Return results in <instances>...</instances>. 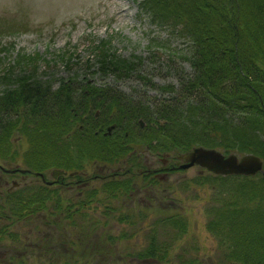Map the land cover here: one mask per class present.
I'll return each mask as SVG.
<instances>
[{
  "label": "trees",
  "instance_id": "trees-1",
  "mask_svg": "<svg viewBox=\"0 0 264 264\" xmlns=\"http://www.w3.org/2000/svg\"><path fill=\"white\" fill-rule=\"evenodd\" d=\"M140 7L152 24L169 28L189 42L184 58L191 75L180 81V99L162 102L153 111L147 100H132L88 82L74 88L61 80L51 90L50 84L36 78L16 80L0 93V220L10 222L3 225L1 237L10 235L9 225L36 215L45 210L48 200L56 199L57 191L34 173L45 177L53 169L68 173L91 163L135 162L134 153L127 156L146 147L156 156H174L203 146L223 155L251 154L264 162V0H142ZM108 41L91 47L97 54V69L116 78L130 76L137 63L108 53L104 46ZM162 91L173 92V88L162 87ZM111 125V134L102 135ZM18 138L27 147L21 152L15 148ZM21 164L34 181L10 189L11 182L3 188V182L15 176L10 171L17 172ZM244 183L228 187L234 196L231 202L246 196L250 184ZM130 190L126 181L101 187L105 201ZM96 196L95 192L87 195L86 203ZM218 212L217 222L208 223L206 229L218 237L219 244L227 242L230 254L240 252L250 258L242 264H264V216L254 215L249 222L253 227L244 222L230 231L220 228L224 220L237 219L241 212L244 220L246 212L236 204ZM164 221L178 236L185 234L186 221L181 216ZM159 252L151 242L140 257H156Z\"/></svg>",
  "mask_w": 264,
  "mask_h": 264
},
{
  "label": "rangeland",
  "instance_id": "rangeland-1",
  "mask_svg": "<svg viewBox=\"0 0 264 264\" xmlns=\"http://www.w3.org/2000/svg\"><path fill=\"white\" fill-rule=\"evenodd\" d=\"M141 1L0 0V93L25 77L50 84L51 90L61 80L74 88L88 82L132 100H147L153 104V111L162 102L178 101L180 81L191 75L184 58L189 42L169 28L152 24L141 11ZM103 39L109 40L104 45L108 53L135 60L136 71L123 78L101 74L91 47ZM162 87H172L173 92H164ZM16 141L18 151L27 148L19 138ZM148 161L152 159L148 157ZM154 166L161 167V162L156 160ZM208 176L198 173V167L178 170L147 193H136L132 199L124 194L111 201H105V193L95 183V201L84 208L79 204L86 200L79 202L71 197L70 201L57 190L56 199L48 200L45 210L9 225L10 235H0V264L247 262L250 258L242 253L230 254L227 242L219 245L218 237L206 229L208 218L218 215V210H227L234 197L229 189L238 185L240 178ZM7 179L3 188L11 182L23 185L34 181L30 177L21 181L18 175ZM247 181L244 184H250ZM150 195L160 200L154 204ZM67 204L70 209L66 211ZM241 213L230 220L227 230L235 231L248 223L251 216L247 214L246 223L240 225ZM172 215L186 221L185 234L178 236L175 228L164 221ZM263 215L260 212L258 216ZM9 223L0 220V232ZM151 242L161 254L141 258ZM165 247L169 249L167 254L163 253Z\"/></svg>",
  "mask_w": 264,
  "mask_h": 264
},
{
  "label": "flooded vegetation",
  "instance_id": "flooded-vegetation-1",
  "mask_svg": "<svg viewBox=\"0 0 264 264\" xmlns=\"http://www.w3.org/2000/svg\"><path fill=\"white\" fill-rule=\"evenodd\" d=\"M99 113L95 114V118L97 119ZM143 129V128H140ZM107 128L105 129V132L102 133V135H106ZM137 132V131H136ZM94 135H97L99 132L94 131ZM107 134H111L107 133ZM130 153V155H132ZM147 154V155H146ZM178 155V154H177ZM177 155H169L165 154L160 157L154 155L153 153L149 152L148 148L146 150L140 151L135 153V162H129L123 160L122 162H117L115 164L111 165H100L96 163H91L88 166L82 167V169L76 171V172H66L65 175H58L55 178L53 177V174L51 170H49L46 173V176L44 177L45 180H43L44 185L49 186L51 190H59L65 199H70L71 197L77 198L80 202V200H86L87 195L96 192V187L94 186L95 183H98L99 186L102 187L104 184H112L116 185L119 181V183H122L123 181L128 182L130 185V192L127 194L131 199L136 196L135 194H140L142 191L147 193L146 191L149 188H154V185L159 184L160 180H166L165 178L169 176L171 173H175L178 170H182L181 167L183 165V162H179V159L177 158ZM148 157L152 159L151 162L148 161ZM159 158H161L159 160ZM158 160L161 162V167H155V161ZM264 164V163H263ZM197 166L190 167L189 169L196 168ZM84 168V169H83ZM9 171V170H8ZM4 172L7 173L6 170ZM11 172V171H10ZM205 173L206 175H209V178H215L218 176H213L208 171L199 168L198 167V173ZM1 174H4L1 172ZM7 175V174H6ZM12 175H18L21 177V181L25 178V176L21 173H19V170ZM49 176V177H48ZM222 178H240L237 179L241 181L240 183L245 182L248 180L251 185L248 186L246 189V196H252L246 198H240L238 202L231 204H236L237 207H239L240 211H245L246 215L248 214L251 216L249 221H252V217L255 215H259L260 212L264 213V177L261 176V174H256L255 176H227ZM253 178H258L256 181H252ZM244 179V180H243ZM42 183V180H40ZM8 183L5 181L2 185L6 187ZM20 185V184H18ZM17 185V186H18ZM252 191V192H251ZM57 193V192H56ZM66 195V196H65ZM145 196V194H144ZM150 198L152 201H154V204L160 200L154 195H150ZM94 202V201H93ZM88 203H82L79 204L82 207H86ZM70 209V204L66 205V211ZM77 210V208H76ZM80 210V209H79ZM217 215L215 214L214 218H208V223L217 222ZM233 220V219H232ZM230 221V219L224 220V224L221 225V229L225 230L228 227L227 222ZM241 221V220H240ZM245 219L241 221L242 225L244 223ZM248 221V222H249ZM217 225V224H216ZM215 225V226H216ZM250 225V223L248 224ZM220 245V244H219Z\"/></svg>",
  "mask_w": 264,
  "mask_h": 264
},
{
  "label": "water",
  "instance_id": "water-1",
  "mask_svg": "<svg viewBox=\"0 0 264 264\" xmlns=\"http://www.w3.org/2000/svg\"><path fill=\"white\" fill-rule=\"evenodd\" d=\"M140 126H143L142 122L139 121ZM113 127V126H112ZM110 127L108 132L111 130ZM179 162H183V168H190L196 165L197 167L203 168L206 171L219 176L229 175H246L253 176L256 173L261 172L264 177V169H262V162L260 159L253 155H245L240 159L236 155L230 154L224 156L221 152L215 149L196 147L191 151L186 152L177 157ZM51 174L55 178L58 175H64V172L54 170Z\"/></svg>",
  "mask_w": 264,
  "mask_h": 264
},
{
  "label": "bare ground",
  "instance_id": "bare-ground-1",
  "mask_svg": "<svg viewBox=\"0 0 264 264\" xmlns=\"http://www.w3.org/2000/svg\"><path fill=\"white\" fill-rule=\"evenodd\" d=\"M187 152H189V151H187ZM186 153V152H185ZM182 154H184V153H182ZM178 155H181V154H178Z\"/></svg>",
  "mask_w": 264,
  "mask_h": 264
}]
</instances>
